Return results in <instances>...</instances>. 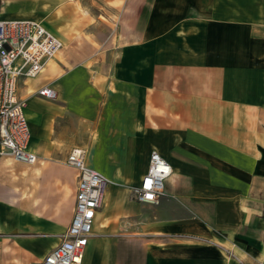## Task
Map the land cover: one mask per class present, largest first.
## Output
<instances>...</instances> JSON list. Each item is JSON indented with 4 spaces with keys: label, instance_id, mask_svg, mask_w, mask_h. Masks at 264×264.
<instances>
[{
    "label": "crops",
    "instance_id": "crops-1",
    "mask_svg": "<svg viewBox=\"0 0 264 264\" xmlns=\"http://www.w3.org/2000/svg\"><path fill=\"white\" fill-rule=\"evenodd\" d=\"M0 19L62 43L17 82L37 161L0 157V264L59 244L72 149L106 180L81 264H264V0H0ZM153 151L171 173L139 203Z\"/></svg>",
    "mask_w": 264,
    "mask_h": 264
},
{
    "label": "built area",
    "instance_id": "built-area-1",
    "mask_svg": "<svg viewBox=\"0 0 264 264\" xmlns=\"http://www.w3.org/2000/svg\"><path fill=\"white\" fill-rule=\"evenodd\" d=\"M61 48V41L40 22L0 19V157L9 156L25 165L36 163V155L26 149L29 131L25 102L17 96V82L20 77H35ZM38 95L54 99L55 92L43 87ZM65 162L78 171L73 215L59 244L39 264H81L96 213L102 205L106 180L85 165L83 151L72 149ZM170 173L169 164L158 153L151 152L146 174L131 190L132 199L156 204Z\"/></svg>",
    "mask_w": 264,
    "mask_h": 264
},
{
    "label": "rangeland",
    "instance_id": "rangeland-1",
    "mask_svg": "<svg viewBox=\"0 0 264 264\" xmlns=\"http://www.w3.org/2000/svg\"><path fill=\"white\" fill-rule=\"evenodd\" d=\"M136 5H137V0H136Z\"/></svg>",
    "mask_w": 264,
    "mask_h": 264
}]
</instances>
